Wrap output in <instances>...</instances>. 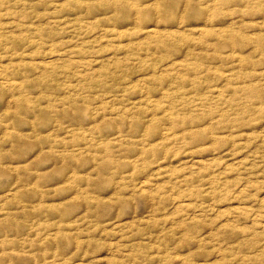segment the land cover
<instances>
[{"label":"rangeland","instance_id":"rangeland-1","mask_svg":"<svg viewBox=\"0 0 264 264\" xmlns=\"http://www.w3.org/2000/svg\"><path fill=\"white\" fill-rule=\"evenodd\" d=\"M0 264H264V0H0Z\"/></svg>","mask_w":264,"mask_h":264}]
</instances>
